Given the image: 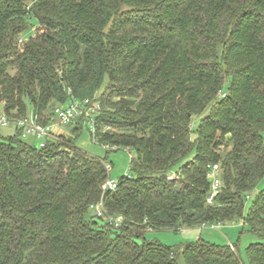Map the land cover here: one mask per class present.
<instances>
[{"label":"trees","instance_id":"trees-1","mask_svg":"<svg viewBox=\"0 0 264 264\" xmlns=\"http://www.w3.org/2000/svg\"><path fill=\"white\" fill-rule=\"evenodd\" d=\"M94 97L92 138L133 152V176L103 192L107 161L78 148L82 119L45 149L0 136V264H244L233 244L145 240L236 221L259 238L248 264H264V190L245 212L264 179V0H0V116L31 107L49 124ZM102 200L119 228L87 218Z\"/></svg>","mask_w":264,"mask_h":264},{"label":"rangeland","instance_id":"rangeland-1","mask_svg":"<svg viewBox=\"0 0 264 264\" xmlns=\"http://www.w3.org/2000/svg\"><path fill=\"white\" fill-rule=\"evenodd\" d=\"M28 30L22 34V42H27L31 38L35 37L37 31L40 29V25L35 18L28 19ZM98 93L97 96H100ZM32 108L29 109V114L32 113ZM200 124V118L196 117L192 121V129L197 131ZM15 135V130L12 127H3L0 129V136L8 138ZM196 133L192 136L195 138ZM77 146L92 157L106 160L111 167L110 179L119 181L123 176H133L131 172V160L134 157V153L128 148L119 147L118 149L104 147L96 143L92 138L91 130L84 126L82 135L77 141ZM176 166L172 172L175 175L178 171ZM171 175V174H170ZM177 176V175H176ZM175 177V176H174ZM264 190V179L256 189V191L247 199L245 205V212L248 211L253 203V197L256 193ZM94 213L89 212L87 218L89 219ZM207 225L199 228L184 229L180 232L172 230L150 231L145 234V240L147 242H160L161 244L177 249L182 248L183 245L190 242H197L199 240L212 243L219 246H229L230 244L238 247V253L241 256L244 264H248L247 247L259 241L257 235L252 233L250 229L244 225L243 221H236L233 223L214 225ZM144 240L140 239L138 242L142 243ZM178 264H187L185 260L180 257Z\"/></svg>","mask_w":264,"mask_h":264},{"label":"built area","instance_id":"built-area-1","mask_svg":"<svg viewBox=\"0 0 264 264\" xmlns=\"http://www.w3.org/2000/svg\"><path fill=\"white\" fill-rule=\"evenodd\" d=\"M23 44L24 42L21 40L19 45L21 46ZM68 93L70 95L72 93L71 90H69ZM53 113L54 119L49 124H42L33 112L23 118L1 115L0 129L3 127H12L14 128L15 133L20 131L21 138L25 141H32L38 149H45L48 144L64 145V136L68 135L66 127L78 119H82L85 125L91 130L92 134L95 135V122L96 117L101 113V102L98 100V97L87 98L85 100L73 98L66 104L56 106ZM104 165L108 177L102 184L101 188L104 193L109 191L116 192L119 183L110 179V165L106 162H104ZM176 177L175 174L172 175L170 179ZM208 179L211 182V193L208 196V203L212 204L222 188L219 165H213L210 167ZM91 210L94 212L97 219L103 220L104 223L113 225L115 228H119L123 224V217H113L108 214L104 207L103 200L97 205H92ZM212 228L214 229L215 226L212 225ZM230 247L234 249L232 244H230Z\"/></svg>","mask_w":264,"mask_h":264}]
</instances>
